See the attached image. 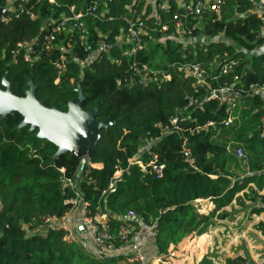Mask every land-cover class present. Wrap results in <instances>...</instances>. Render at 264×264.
<instances>
[{
  "label": "trees",
  "instance_id": "16d2710c",
  "mask_svg": "<svg viewBox=\"0 0 264 264\" xmlns=\"http://www.w3.org/2000/svg\"><path fill=\"white\" fill-rule=\"evenodd\" d=\"M133 1L0 0V90L7 81L25 98L31 82L37 101L61 113L80 92L79 108L88 112L98 105L95 119L108 122L78 174L81 162L74 154L58 153V146L22 125L20 114L0 116V264L123 262L124 255L91 254L79 243L68 244L62 231L49 226L47 221H60L71 211L66 201L75 194L88 217L106 215L113 234L125 224L154 232L153 247L162 258L158 264H168L171 247L205 234L212 219L226 217L222 212L233 201L241 205L239 193L257 202L264 187V93L257 90L264 87L259 37L264 9L258 17L249 0H224L218 14L203 12L201 30H194L192 43L185 44L174 35L171 20L182 14L181 8L173 5L171 14H161L156 23L158 3L144 7L138 2L151 31L142 51L122 57L130 46L120 47L114 39L125 29L122 17ZM94 5L95 13L83 18L85 44L73 32L54 36L48 47L49 22L68 16L70 7L87 12ZM200 36L211 38L203 49L196 40ZM21 43L32 49L27 61L26 50L17 46ZM229 61L239 63L224 75ZM133 62L162 70L170 79L160 87L143 83L128 68ZM185 64L199 65L212 90L231 87L234 107L208 101V90L184 73ZM189 98L196 104L187 107ZM63 179L71 181L72 190L63 187ZM199 200L210 201L213 210L199 214ZM254 206L252 213H264L263 204ZM256 229L264 237V221ZM198 264L214 263L204 256ZM226 264L254 263L239 257Z\"/></svg>",
  "mask_w": 264,
  "mask_h": 264
},
{
  "label": "built area",
  "instance_id": "2783aa9c",
  "mask_svg": "<svg viewBox=\"0 0 264 264\" xmlns=\"http://www.w3.org/2000/svg\"><path fill=\"white\" fill-rule=\"evenodd\" d=\"M26 1V0H19ZM108 0H103L105 3ZM144 2V7H147L150 3L157 6L154 10V16L156 23L161 22V14H171V7L176 5L178 8H181L182 14H175L172 16L171 20L174 23V35L185 41V44L192 43L190 42L191 34L194 30H201V20L203 19V12H211L218 14L220 7L223 4L224 0H203L198 1L195 4L192 0L185 2V0H134L130 6L126 7V14L122 17V21L125 23V29H121L119 34L115 37L114 42L121 45L125 44L130 46L129 49L124 50L121 54L122 57H133L138 51H142L145 47L144 38L151 31L150 27L147 25L146 20L140 16V12L137 9L138 2ZM253 5V12L257 14L258 17H261V13L264 9V0H249ZM49 3H53V0H48ZM13 10V7H12ZM96 11V5L92 6L90 10L84 12L82 10L76 11L74 7L69 8V15L60 18L57 21L49 22L47 27V36H44V39L47 40L48 47H50L51 42L55 40L56 35L64 34L68 36L70 33L76 32L78 39L81 44H85L87 40L86 27L83 23V18L88 14H94ZM193 22H192V21ZM161 30H167L166 25L161 26ZM259 37L262 39L264 45V29L261 28L259 32ZM184 39V40H183ZM198 41V46L202 49L211 42L210 37L200 36L196 39ZM26 50L24 55V60L29 59V54L32 53L30 45L27 43H21L17 45ZM70 47V44H67ZM47 47V48H48ZM103 48V47H102ZM63 61L64 58L61 57ZM238 61H229L222 68V74L226 75L231 72L237 65ZM82 64V63H81ZM121 64V60L117 61V65ZM59 69L60 64L56 66ZM129 70L136 73L143 83H155L157 86H161L164 80H169L170 75L162 70H151L146 66L137 67L133 62L129 65ZM183 71L186 75L191 76L195 79L196 84L203 85L204 88L208 90L207 100H214L218 103L224 104L227 108L234 107V98L232 97V88L225 86L220 90H212L205 83L206 74L203 69L200 68L197 64H185L183 65ZM234 81L236 78L234 77ZM119 84V83H118ZM252 88V87H251ZM260 92L264 93V87L257 88ZM197 100L189 98L187 107H190L196 104ZM187 107L184 109L186 110ZM231 117H229L228 122H231ZM178 118L174 117L171 119V124L177 126ZM236 155L238 158L243 157V153L240 149L237 150ZM85 164L88 163L87 155L84 158ZM138 164L141 169H144V166L140 162H132ZM61 173L63 169L59 170ZM63 187L70 188L72 190L71 181L63 179ZM110 188L112 185L109 186ZM67 204L72 205V209L78 208L81 210L84 218L83 225L86 231L90 234L92 239V244L95 247L97 254L104 256H119L124 255V262L126 264H158L162 262V258L148 262L145 257L142 255L140 248L135 243V239L141 235L142 230H134L128 224L119 227V229L113 234L111 232V227L109 221L104 214H96L93 217H88L86 212V206L79 201V195L75 194V198L66 201ZM212 205V203H210ZM213 206V205H212ZM69 211V212H71ZM68 212V213H69ZM202 209L198 206V213H201ZM67 213V214H68ZM67 214L60 220V225L57 230H60L64 233L63 239L68 244L76 242L75 233L72 231L66 223ZM128 217L132 218L131 214ZM55 220H49L51 222ZM150 234L154 236V232L149 230ZM116 240L119 242V245L116 246ZM168 263V260H167ZM169 264V263H168Z\"/></svg>",
  "mask_w": 264,
  "mask_h": 264
},
{
  "label": "crops",
  "instance_id": "0c3cea01",
  "mask_svg": "<svg viewBox=\"0 0 264 264\" xmlns=\"http://www.w3.org/2000/svg\"><path fill=\"white\" fill-rule=\"evenodd\" d=\"M118 175L117 173L116 176ZM233 202L235 203L236 201ZM210 203L211 202L208 200L196 201V204L202 209V212L199 214L207 215L211 212L213 210V204L211 205ZM252 208L253 207H250L249 210L251 223L243 225V229L239 230V232H237L235 228H232V224L235 223H231L230 225L232 227L226 230L225 225L221 222L224 220L217 221V223L220 224H214L215 227L209 228L205 234L201 236H191L184 240L181 246L185 248L189 245V250L185 249L183 250L184 252H181L182 250L176 251L175 255L177 260L173 261L171 259L172 255L170 251L174 249V247H171L169 249V258L167 259L168 263L198 264L204 256H209L214 264H226V258L228 257L245 258V256H250L254 264H262L264 262V237L256 229V226L264 221V213L256 215L252 213ZM240 218L238 220H240ZM83 222V214L78 208L73 209L66 216L67 225L71 227L72 231L75 233L76 243H79L80 246L89 253L97 254L92 244L91 236L86 231ZM252 224H254L253 228H251ZM59 225L60 221L49 222V226L52 228H58ZM141 230V235L135 239V243L140 248L142 255L148 262L156 260L157 258L160 259V257L156 256L153 247V236L150 234L149 230ZM236 242L239 243V245L235 247L233 245H236ZM187 251H189V253Z\"/></svg>",
  "mask_w": 264,
  "mask_h": 264
},
{
  "label": "water",
  "instance_id": "95a60500",
  "mask_svg": "<svg viewBox=\"0 0 264 264\" xmlns=\"http://www.w3.org/2000/svg\"><path fill=\"white\" fill-rule=\"evenodd\" d=\"M2 85L4 90H0V116L20 114L23 118L22 125L37 130L40 137L58 146V153L70 152L79 158L80 174L85 165V156L96 147L99 132L108 125L107 121L95 119L98 105L83 112L79 108L82 95L78 92L77 98L68 102L67 112L61 113L55 107L48 109L43 102L37 101L36 90L31 82L28 83L29 91L25 98L19 96L11 83L3 81ZM118 220L121 221L122 218L118 217Z\"/></svg>",
  "mask_w": 264,
  "mask_h": 264
},
{
  "label": "rangeland",
  "instance_id": "374dc122",
  "mask_svg": "<svg viewBox=\"0 0 264 264\" xmlns=\"http://www.w3.org/2000/svg\"><path fill=\"white\" fill-rule=\"evenodd\" d=\"M173 41H176V38H174ZM235 172H236L237 175H241L240 172H238V171H235ZM252 188H254V187L252 186ZM244 192L248 193V191H244ZM257 195H258L257 196L258 197L257 198V202L252 204V203H249L248 200H246L243 197V192L238 194L237 196L241 198V202H242L241 205H238L237 202H235V203L233 202L231 206H228V208H226L222 212L223 214L226 215V217L221 218V219H218V217H216V218L212 219V224H211V226L209 228H213V227H215L216 224H220V223H217V221L224 220V221H221V222H222V224L225 225L226 230H228V228L233 226L232 228H235L237 230V232H239V230L243 229V225H248L249 223H251V219L249 218L250 217V215H249L250 207H253V208L257 207V206H254L255 204H263L264 205V187H263V189L261 191L257 192ZM199 209H200V206H199ZM222 213H220V214H222ZM216 216H218V215H216ZM239 218H240V220H238ZM231 223H235V224H232V226H231L230 225ZM253 226H254V224L251 225V228H253ZM250 234L252 235L251 232H250ZM246 237H248V236H246ZM237 242L235 243L236 245H233V246L236 247L237 245H239V243H237ZM181 243L179 245H177L176 247H174V249H171V251H170V254L172 255L171 259L173 261L177 260V257L175 255L176 251L182 250L181 252H184L183 250H185V249L189 250V245H187L184 248L183 246H181ZM187 252L189 253V251H187ZM245 258H249L250 259V256L249 257L245 256ZM233 259H234L233 257H228V258H226V262H228V261L232 262ZM119 264H126V263L123 261V262H120Z\"/></svg>",
  "mask_w": 264,
  "mask_h": 264
}]
</instances>
